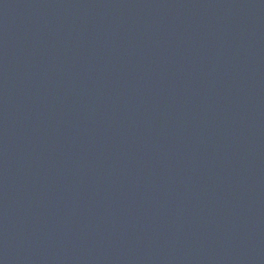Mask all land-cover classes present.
Returning <instances> with one entry per match:
<instances>
[{
  "label": "water",
  "instance_id": "1",
  "mask_svg": "<svg viewBox=\"0 0 264 264\" xmlns=\"http://www.w3.org/2000/svg\"><path fill=\"white\" fill-rule=\"evenodd\" d=\"M0 264H264V0H0Z\"/></svg>",
  "mask_w": 264,
  "mask_h": 264
}]
</instances>
